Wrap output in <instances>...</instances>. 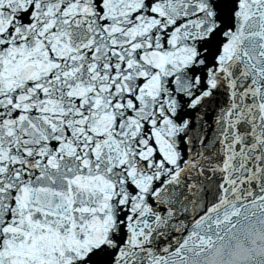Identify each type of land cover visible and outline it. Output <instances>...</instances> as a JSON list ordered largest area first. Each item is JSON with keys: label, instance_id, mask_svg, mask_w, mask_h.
Returning a JSON list of instances; mask_svg holds the SVG:
<instances>
[{"label": "snow or ice", "instance_id": "6c2138e0", "mask_svg": "<svg viewBox=\"0 0 264 264\" xmlns=\"http://www.w3.org/2000/svg\"><path fill=\"white\" fill-rule=\"evenodd\" d=\"M0 264H264V0H0Z\"/></svg>", "mask_w": 264, "mask_h": 264}]
</instances>
